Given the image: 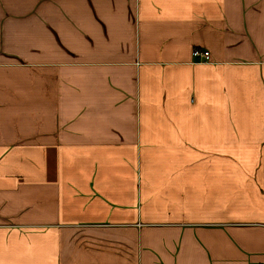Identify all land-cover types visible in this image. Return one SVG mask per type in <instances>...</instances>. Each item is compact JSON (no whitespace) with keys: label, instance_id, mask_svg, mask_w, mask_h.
<instances>
[{"label":"crops","instance_id":"crops-1","mask_svg":"<svg viewBox=\"0 0 264 264\" xmlns=\"http://www.w3.org/2000/svg\"><path fill=\"white\" fill-rule=\"evenodd\" d=\"M0 264H264V0H0Z\"/></svg>","mask_w":264,"mask_h":264},{"label":"built area","instance_id":"built-area-1","mask_svg":"<svg viewBox=\"0 0 264 264\" xmlns=\"http://www.w3.org/2000/svg\"><path fill=\"white\" fill-rule=\"evenodd\" d=\"M193 58L201 59L207 61L209 58V53L207 51H200L199 49H193L191 52Z\"/></svg>","mask_w":264,"mask_h":264}]
</instances>
